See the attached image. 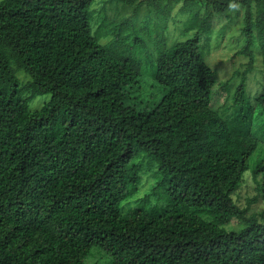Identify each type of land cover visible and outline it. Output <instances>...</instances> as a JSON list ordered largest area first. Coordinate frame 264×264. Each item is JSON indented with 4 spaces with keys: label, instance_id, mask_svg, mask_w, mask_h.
I'll use <instances>...</instances> for the list:
<instances>
[{
    "label": "trees",
    "instance_id": "obj_1",
    "mask_svg": "<svg viewBox=\"0 0 264 264\" xmlns=\"http://www.w3.org/2000/svg\"><path fill=\"white\" fill-rule=\"evenodd\" d=\"M95 1H0V264H85L94 247L110 264H264V221L250 214L264 201V158L250 163L264 144V0H184L174 15L181 0H148L143 16L141 0L118 21L115 0ZM233 3L239 53L261 55L255 92L245 75L220 81L200 46L240 17ZM171 18L195 35L169 44ZM145 74L164 90L151 106L135 94ZM249 170L259 194L242 206ZM151 171L160 180L134 196Z\"/></svg>",
    "mask_w": 264,
    "mask_h": 264
},
{
    "label": "rangeland",
    "instance_id": "obj_2",
    "mask_svg": "<svg viewBox=\"0 0 264 264\" xmlns=\"http://www.w3.org/2000/svg\"><path fill=\"white\" fill-rule=\"evenodd\" d=\"M1 1V0H0ZM104 0H96L95 1V10H100V12L104 11ZM141 0H137L130 5L121 10L118 7V0L113 3L107 4L106 14L108 21H118L119 15L121 13H131L134 11V8ZM143 4L141 6L140 12L141 15L147 11H149V4L148 0H142ZM162 4H166V0H161ZM184 0H181L180 3L174 5L175 7L172 10V15L174 13H179L180 6ZM135 6V7H134ZM155 7L154 4L151 5ZM230 14L236 15L238 11H240L241 15L238 19L234 16V24L228 26L225 32H219L216 35L214 34L211 38L208 36H203L202 41L200 42V46L204 56L207 60V63L214 68L217 72L220 81H226L229 79H236L240 80L245 75L246 83L249 89L252 92H255L257 88L260 87V83L263 76V65L261 61V55L256 52L254 56V61L250 64L251 58L246 55L239 53L240 49L245 46V38L243 36H239V33L242 29V16L244 12V8L240 3H233L231 5ZM140 16V19H142ZM150 22L148 23L149 28L153 29H161L162 24L158 22V19L154 17V14H151L148 18ZM161 19V18H160ZM227 18H217L215 21L216 26H221L222 24L227 22ZM184 26L182 22L171 18V21L168 26L167 36L169 37L168 42L169 44L173 43L176 40L186 39L188 37L194 36L195 31H191L186 36L184 35L182 29ZM163 30V28H162ZM161 30V31H162ZM140 34L148 40L149 51L147 54L143 55L144 60L146 59V66H152V60L150 59L151 56L155 59V55L153 52L155 51V44L150 40L151 36L148 33L146 28L140 27ZM158 37V36H157ZM211 38V39H210ZM104 42L108 41L106 38L102 39ZM15 68L17 69V74L21 78V80L26 83L28 80L31 79V76L24 71V69L19 68L17 64H15ZM140 89L136 91L135 94L139 96L142 101V105H154L163 94L164 90L162 86L156 84V81L151 78L148 74H145L141 84ZM218 84L215 86L214 92H217ZM228 93L227 91L225 94ZM48 95H39L34 100L31 101V107L33 109L41 108V106L48 100ZM224 105V99L221 98L217 101L214 107L219 110V113L223 115L222 106ZM225 107H228L225 106ZM264 158V144H260L258 149L254 152L250 159L251 166H255L256 162ZM245 181L239 190L234 194V198L236 199L237 203L242 206H247L251 199H254L258 196V188H257V181L252 174V171L249 170L246 173ZM160 180L158 174L152 173V171L145 175L143 182L139 185L138 193L134 196H142L147 191L150 190L153 184H156ZM255 213L258 216V219L264 221V201L258 197V199L252 203L250 214ZM242 221L239 219H233L228 227L234 229L242 228L243 224ZM112 262V255L107 250L94 247L88 257L85 259V264H110Z\"/></svg>",
    "mask_w": 264,
    "mask_h": 264
}]
</instances>
